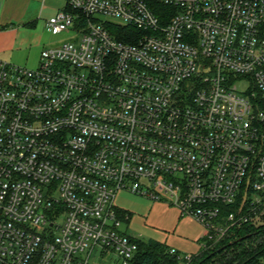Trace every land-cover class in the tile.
Listing matches in <instances>:
<instances>
[{"label":"built area","instance_id":"obj_1","mask_svg":"<svg viewBox=\"0 0 264 264\" xmlns=\"http://www.w3.org/2000/svg\"><path fill=\"white\" fill-rule=\"evenodd\" d=\"M65 1L74 39L0 58V264H140L120 192L173 200L201 248L259 224L264 0Z\"/></svg>","mask_w":264,"mask_h":264},{"label":"rangeland","instance_id":"obj_2","mask_svg":"<svg viewBox=\"0 0 264 264\" xmlns=\"http://www.w3.org/2000/svg\"><path fill=\"white\" fill-rule=\"evenodd\" d=\"M59 4L63 0L57 1ZM56 13H42L32 28L21 33L23 39L20 59L6 62L28 68H36L42 49L58 46L66 40L74 39L71 33L54 34L48 29L47 21ZM28 48V49H27ZM30 55L29 60L25 59ZM239 87L243 84L238 83ZM116 204L131 212V217L123 223V230L140 239H155L182 254H197L204 239V227L190 215H183L171 199L151 200L128 192H120Z\"/></svg>","mask_w":264,"mask_h":264},{"label":"trees","instance_id":"obj_3","mask_svg":"<svg viewBox=\"0 0 264 264\" xmlns=\"http://www.w3.org/2000/svg\"><path fill=\"white\" fill-rule=\"evenodd\" d=\"M129 220L131 212L123 209ZM241 239V240H240ZM140 264H180L179 252L170 253V246L155 239H139ZM264 257V214L259 224L249 223L232 229L219 241L209 242L191 260L183 264H254Z\"/></svg>","mask_w":264,"mask_h":264},{"label":"crops","instance_id":"obj_4","mask_svg":"<svg viewBox=\"0 0 264 264\" xmlns=\"http://www.w3.org/2000/svg\"><path fill=\"white\" fill-rule=\"evenodd\" d=\"M58 0H0V58L7 61L22 60L21 33L38 23L43 13H57L64 9ZM28 49V48H27ZM30 55L25 59L29 60ZM39 64V63H38Z\"/></svg>","mask_w":264,"mask_h":264},{"label":"water","instance_id":"obj_5","mask_svg":"<svg viewBox=\"0 0 264 264\" xmlns=\"http://www.w3.org/2000/svg\"><path fill=\"white\" fill-rule=\"evenodd\" d=\"M241 240V239H240Z\"/></svg>","mask_w":264,"mask_h":264}]
</instances>
